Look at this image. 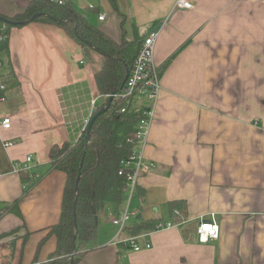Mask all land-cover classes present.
<instances>
[{
    "label": "crops",
    "instance_id": "1",
    "mask_svg": "<svg viewBox=\"0 0 264 264\" xmlns=\"http://www.w3.org/2000/svg\"><path fill=\"white\" fill-rule=\"evenodd\" d=\"M29 1L0 0V14L12 17ZM71 1L117 42L158 27L154 59L162 71L145 149L155 167L131 199L124 189L122 204H104L76 264H264V0H190L193 9L176 8L177 0ZM8 45L0 74L14 71L17 86L0 103V117L12 119L0 128V264H41L58 246L52 228L67 179L50 150L77 142L92 100L102 105L106 96L93 77L99 55L89 59L61 27L11 28ZM27 155L30 168H16ZM174 202L186 203L187 219L171 228L132 235L112 222L126 210V226L138 214L173 221ZM212 215L220 235L200 243L199 218ZM133 236L139 251L124 243Z\"/></svg>",
    "mask_w": 264,
    "mask_h": 264
},
{
    "label": "trees",
    "instance_id": "2",
    "mask_svg": "<svg viewBox=\"0 0 264 264\" xmlns=\"http://www.w3.org/2000/svg\"><path fill=\"white\" fill-rule=\"evenodd\" d=\"M111 2L117 7L116 0ZM8 18L15 23L5 25L8 38L0 41V58L9 54L11 28L22 27L33 21L55 24L81 45L89 59L94 54L99 55L100 59L103 57L93 76L96 93L107 97L105 103L110 101V95L114 93L108 110L94 121L89 141L86 128L77 142L65 141L62 145H53L50 150L53 168L64 171L67 179L60 221L52 228L58 246L51 259L41 264H76L85 244L96 237L97 214L104 204L112 202L119 205L126 200L125 178L119 174L120 161L132 151L133 145L127 139L143 116V111L141 108L129 107L123 112L125 101L119 95L147 35L136 34L132 41L123 38L117 42L78 10L71 0H30L29 4L21 7L20 12ZM161 72L160 69V76ZM3 79L8 84V90L17 86L14 71H9ZM172 206L173 222L185 221L186 203L174 202ZM15 207L16 204L10 210L15 211ZM159 221H145L138 214L133 224L124 229L132 235H138L155 230ZM127 247L131 248L130 245Z\"/></svg>",
    "mask_w": 264,
    "mask_h": 264
},
{
    "label": "built area",
    "instance_id": "3",
    "mask_svg": "<svg viewBox=\"0 0 264 264\" xmlns=\"http://www.w3.org/2000/svg\"><path fill=\"white\" fill-rule=\"evenodd\" d=\"M176 8L193 9L194 5L190 0H177ZM105 14L99 15V20H105ZM8 38L5 32V27L0 29V41ZM158 38V32H150L144 39L141 50L135 60L134 66L128 80L119 95L125 106L122 111L130 108H141L143 116L137 122L134 131L128 137L127 142L133 145L131 153L123 157L120 161L119 174L125 178L124 189L129 192V198L133 196V192L140 182V179L150 172L154 167V161L147 158L145 149L149 143L150 129L155 117L157 116V106L161 92L160 70L155 64V47ZM4 62L0 58V72L3 69ZM8 84L4 81L3 75L0 74V103H4L8 96ZM107 97H105L106 102ZM100 105L97 104V99L92 100L93 112H95ZM12 126V119L5 115L0 117V128L10 129ZM6 147L13 145L12 142H5ZM32 155H27L24 161L16 163V168L27 169L30 168L32 162ZM178 214V210L175 209ZM131 214L128 210L121 212L118 216L112 218V222L117 225L120 231H123ZM199 226L197 227L198 241L200 243H209L211 240L217 239L220 235V225L214 215L209 218L200 217ZM178 223L173 221H159L155 225V230H162L171 228ZM125 245H130L135 251L142 249L137 237H130L125 242ZM152 244L147 241L146 248H150Z\"/></svg>",
    "mask_w": 264,
    "mask_h": 264
},
{
    "label": "water",
    "instance_id": "4",
    "mask_svg": "<svg viewBox=\"0 0 264 264\" xmlns=\"http://www.w3.org/2000/svg\"><path fill=\"white\" fill-rule=\"evenodd\" d=\"M0 20L3 21L4 23L6 24H13L15 23V21H13L12 19L6 17V16H3L0 14ZM158 30V27H156L155 29H153V31H157ZM113 96H114V93H112L110 95V101L108 103H105L102 107H100V109L90 118L89 122H88V125H87V140L89 141L90 140V134H91V131H92V127H93V123L94 121L103 113H105L109 106H110V102L113 100ZM75 205H76V202H75Z\"/></svg>",
    "mask_w": 264,
    "mask_h": 264
},
{
    "label": "rangeland",
    "instance_id": "5",
    "mask_svg": "<svg viewBox=\"0 0 264 264\" xmlns=\"http://www.w3.org/2000/svg\"><path fill=\"white\" fill-rule=\"evenodd\" d=\"M100 15V14H99ZM99 17V16H98ZM102 61H103V57L101 56V59L100 58H97V64H96V62L93 64V68H96V65H99V64H101L102 63ZM151 243V242H150ZM152 244V243H151Z\"/></svg>",
    "mask_w": 264,
    "mask_h": 264
}]
</instances>
